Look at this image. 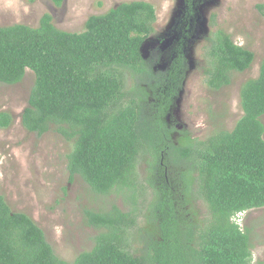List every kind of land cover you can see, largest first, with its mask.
<instances>
[{"label":"trees","instance_id":"1","mask_svg":"<svg viewBox=\"0 0 264 264\" xmlns=\"http://www.w3.org/2000/svg\"><path fill=\"white\" fill-rule=\"evenodd\" d=\"M257 8L264 16V3ZM156 19L152 3L133 0L90 15L80 32L57 28L49 13L37 26L0 25V83L20 82L27 69L35 76L21 125L37 135L54 130L71 141L70 175H79L103 196L123 191L134 207L123 211L109 203L87 209L86 221L99 233L90 250L67 261L36 222L13 211L0 192V264L252 263L253 231L232 216L264 207V56L258 76L241 85L243 114L232 129L215 130L201 140L190 135L174 139L164 116L192 62L181 44L165 70L144 60L142 48L155 32ZM205 42V75L212 89L227 86L233 72L254 62V52L221 29ZM125 71L136 80L129 87ZM158 86L164 93H155ZM161 100L151 118V106ZM11 123V113L0 111V127ZM141 152L149 155L152 192L146 224L137 230L141 250L136 255L126 239L136 225ZM168 170L173 178L167 181L163 171L167 175ZM199 202L207 209L205 216Z\"/></svg>","mask_w":264,"mask_h":264},{"label":"rangeland","instance_id":"2","mask_svg":"<svg viewBox=\"0 0 264 264\" xmlns=\"http://www.w3.org/2000/svg\"><path fill=\"white\" fill-rule=\"evenodd\" d=\"M125 1L133 0H64L59 6L50 0H0V25L37 26L40 17L49 13L57 28L80 32L90 15L105 13ZM145 1L154 5L157 19L155 32L142 48L144 60L153 69L165 70L181 44L184 57L192 62L164 116L166 126L173 127V138L190 135L201 140L215 130L232 129L243 114L239 99L241 85L258 76L264 56V16L257 8L264 0ZM218 29L230 34L235 43L251 49L255 58L250 68L233 72L231 83L215 90L207 84L203 53L205 39ZM124 74L125 85L129 87L136 80L128 71ZM34 81L33 71L27 69L20 82L0 83V111L12 115L10 126L0 127V192L13 211L25 212L36 222L60 258L73 261L80 252L93 247L94 237L99 233V229L87 223V209L97 211L109 203H115L123 211L134 207L123 191L103 196L93 192L79 175H70L67 155L71 141L54 130L37 135L21 125V113L27 106ZM147 91L151 102L152 91ZM162 91L158 86L155 93ZM163 102H154L149 111L151 118L155 113L152 109H158ZM260 119L264 124V115ZM148 158L146 152L138 156L136 225L126 239L129 251L136 255L141 250L137 230L146 224L152 192ZM163 176L167 181L173 178L169 170L167 175L163 171ZM197 206L205 216L204 203ZM236 222L253 231L251 264H264V207L244 211L236 216Z\"/></svg>","mask_w":264,"mask_h":264},{"label":"clouds","instance_id":"3","mask_svg":"<svg viewBox=\"0 0 264 264\" xmlns=\"http://www.w3.org/2000/svg\"><path fill=\"white\" fill-rule=\"evenodd\" d=\"M243 212H244V211H243ZM243 212H240V213H238L237 215H239V214H241V213H243ZM237 215L232 216V220L235 221V222H236V216H237ZM237 223H238V222H237ZM238 224H239V223H238Z\"/></svg>","mask_w":264,"mask_h":264},{"label":"built area","instance_id":"4","mask_svg":"<svg viewBox=\"0 0 264 264\" xmlns=\"http://www.w3.org/2000/svg\"><path fill=\"white\" fill-rule=\"evenodd\" d=\"M241 226V224H239ZM242 227V226H241Z\"/></svg>","mask_w":264,"mask_h":264}]
</instances>
